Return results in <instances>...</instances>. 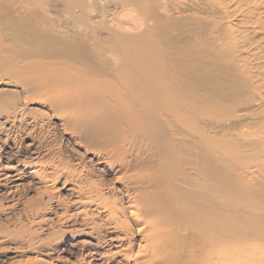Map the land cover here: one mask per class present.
Instances as JSON below:
<instances>
[{"label":"bare ground","instance_id":"1","mask_svg":"<svg viewBox=\"0 0 264 264\" xmlns=\"http://www.w3.org/2000/svg\"><path fill=\"white\" fill-rule=\"evenodd\" d=\"M240 1L0 0V264H259Z\"/></svg>","mask_w":264,"mask_h":264},{"label":"rangeland","instance_id":"2","mask_svg":"<svg viewBox=\"0 0 264 264\" xmlns=\"http://www.w3.org/2000/svg\"><path fill=\"white\" fill-rule=\"evenodd\" d=\"M249 1L251 3H257L258 11L255 15L250 16L251 18H241V17H233L231 19L220 21L219 15L208 17L206 14L202 17H208L212 21L219 22L220 27L217 30L216 34H224L226 35V30L228 29L230 23L232 26L230 29L233 30V36L228 38L231 40V47L237 53L236 56L240 55L243 52L244 56H247L251 60L252 65H259L264 69V0H242L239 2L242 9L249 6ZM244 7V8H243ZM112 9V8H111ZM246 20V21H245ZM244 21V22H243ZM248 21V22H247ZM246 22V23H245ZM227 27V28H226ZM122 32H133L132 28L128 26H122ZM236 38H235V37ZM235 40V41H234ZM234 45V46H233ZM264 71V70H263ZM261 97L264 98V89L261 92ZM264 101V99H263ZM264 106L260 110L261 115L254 116L252 120H248L249 114H246L247 117L244 124L237 130L243 136L242 138V146L240 148L236 146H230L228 149L230 151L239 156H241L240 160L248 167L249 178L247 179L251 186L252 190L245 192L246 202H244L243 206L238 204L237 208L242 206V208H250L247 204H255V209L251 208L252 213H256V215L262 219V223L264 224ZM48 137V138H46ZM50 139V140H49ZM48 140V141H47ZM51 138L48 134H44L41 139L42 146L45 149H53V144H51ZM51 144V145H50ZM253 199V200H252ZM257 199V200H255ZM249 200V201H248ZM261 209V210H260ZM262 236L259 237V247H260V261L259 264H264V228L262 229ZM230 256L235 257V253H230ZM257 258V257H255ZM244 262L246 259L243 260Z\"/></svg>","mask_w":264,"mask_h":264}]
</instances>
